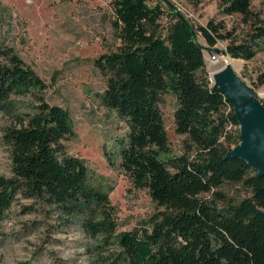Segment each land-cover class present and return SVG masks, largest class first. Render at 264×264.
<instances>
[{"label": "trees", "instance_id": "obj_1", "mask_svg": "<svg viewBox=\"0 0 264 264\" xmlns=\"http://www.w3.org/2000/svg\"><path fill=\"white\" fill-rule=\"evenodd\" d=\"M150 1L113 0L122 47L96 61L109 77L104 102L128 126L122 169L135 187L148 189L165 209L151 229L122 234L126 264H264V221L258 215V209L264 210V177L247 163L226 158L223 144L240 143V125L226 95L211 81L205 46L198 41L201 35L212 49L231 35L222 34L223 26L213 22L195 27L168 0H157L155 6ZM253 2L221 0L225 16H240L253 27L243 42L227 46L225 55L233 60L250 61L262 48L264 18L253 12ZM166 13L169 21L163 27ZM1 59L6 62H0V106L13 95L45 89L13 53L0 48ZM163 93L176 98V131L187 137L190 150L197 149V159L168 156L169 139L159 109ZM5 132L12 176L0 175V225L19 199L70 216L82 206H96L102 219L85 221L87 232L114 236L108 196L88 184L85 163L66 153L64 141L72 133L67 110L41 100L33 115ZM226 184H242L251 197L225 209L200 198ZM216 195L225 199L220 192Z\"/></svg>", "mask_w": 264, "mask_h": 264}, {"label": "rangeland", "instance_id": "obj_2", "mask_svg": "<svg viewBox=\"0 0 264 264\" xmlns=\"http://www.w3.org/2000/svg\"><path fill=\"white\" fill-rule=\"evenodd\" d=\"M168 1L195 27H205L210 22L223 26L221 33H229L231 38L219 40L213 50L225 52L230 43L243 42L253 30L242 17L225 16L221 0ZM149 4L155 6L157 0ZM162 7L167 10L165 5ZM252 10L264 18V0H254ZM168 18L166 13L161 21L163 27ZM115 23L113 0H0V48L21 59L45 85L41 92L13 95L0 106V175L12 176L5 131L17 125V120L33 115L41 100L60 106L71 118L72 133L64 141L66 153L85 163L90 170L88 184L108 196L116 228L112 237H93L87 232L85 221L102 219L96 206H82L78 214L70 216L44 204L19 199L0 225V264H126L127 255L120 246L122 234L151 229L165 212L153 201L149 190L135 187L122 169L128 126L103 99L109 77L99 70L96 61L121 50ZM198 41L210 48L201 35ZM204 55L209 73L213 52L204 51ZM234 60L240 62L238 75L264 104V42L252 60ZM159 109L169 139L168 156L197 159V149L190 150L187 137L176 131L174 95L163 93ZM236 132L232 130L234 137ZM223 147L230 152L236 146ZM249 197L251 194L242 184H226L200 198L225 209Z\"/></svg>", "mask_w": 264, "mask_h": 264}, {"label": "water", "instance_id": "obj_3", "mask_svg": "<svg viewBox=\"0 0 264 264\" xmlns=\"http://www.w3.org/2000/svg\"><path fill=\"white\" fill-rule=\"evenodd\" d=\"M204 51L213 52L212 60L226 56L218 48L205 47ZM211 81L226 95L240 125V143L228 152L226 158L239 159L256 171L259 177H264V104L228 61L214 67ZM258 215L264 221L263 209H258Z\"/></svg>", "mask_w": 264, "mask_h": 264}, {"label": "bare ground", "instance_id": "obj_4", "mask_svg": "<svg viewBox=\"0 0 264 264\" xmlns=\"http://www.w3.org/2000/svg\"><path fill=\"white\" fill-rule=\"evenodd\" d=\"M224 61H228L232 65L233 69H235V70L239 69V67H240V64H239L240 62L239 61H235V60L231 59L228 56H225V57H217L216 60H212L211 59L209 61V68H210L211 76H213V69H214V67L217 66L218 64L224 62Z\"/></svg>", "mask_w": 264, "mask_h": 264}, {"label": "built area", "instance_id": "obj_5", "mask_svg": "<svg viewBox=\"0 0 264 264\" xmlns=\"http://www.w3.org/2000/svg\"><path fill=\"white\" fill-rule=\"evenodd\" d=\"M232 128L231 127H229V130H231Z\"/></svg>", "mask_w": 264, "mask_h": 264}]
</instances>
